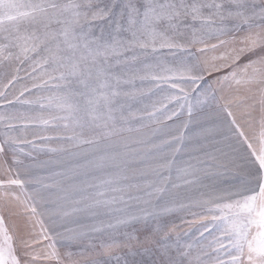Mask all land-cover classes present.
I'll list each match as a JSON object with an SVG mask.
<instances>
[{"label": "snow or ice", "instance_id": "6c2138e0", "mask_svg": "<svg viewBox=\"0 0 264 264\" xmlns=\"http://www.w3.org/2000/svg\"><path fill=\"white\" fill-rule=\"evenodd\" d=\"M0 75V264H264V0H0ZM212 105L231 153L185 144Z\"/></svg>", "mask_w": 264, "mask_h": 264}, {"label": "rangeland", "instance_id": "374dc122", "mask_svg": "<svg viewBox=\"0 0 264 264\" xmlns=\"http://www.w3.org/2000/svg\"><path fill=\"white\" fill-rule=\"evenodd\" d=\"M20 76L26 77V71L24 67L21 68ZM26 82L30 83V81L21 79L19 82L15 84L14 88L10 86L7 89V91L9 92L10 95L13 93L18 94L20 88ZM5 84H6V80H4L3 76L0 75V90H4ZM239 94L242 97L248 96V93L244 87L240 88ZM256 99H258V97H256ZM248 102L251 103L252 100L249 99ZM193 103H195V101H193ZM136 107H142V105H137ZM233 110L236 112L237 119L241 123L246 135L251 138L258 130V123L255 120L246 122L245 119H241V113L243 112V109H235V107H233ZM214 111H215V105H212L211 108H209L208 106H203V107L197 106L196 107L193 117H192V122L189 124L187 129H184L186 136L192 139L190 141L186 140L185 144L197 143V142L207 143L212 147H220L225 152L231 153V149L228 147L229 145H232L233 148H240V144L237 143L238 138L231 136V134L227 131V129L223 127L221 120L214 115ZM254 115H256L257 117L259 115V104L258 103L256 107V112L254 113ZM185 120H188L186 111L179 119L173 118V120H163L162 123H152L146 120L145 121L146 126L141 127L140 133L138 134L133 133V135H140L141 137L152 138V139H155L157 142L160 139H165V138L170 139L172 136H175L178 134V131L181 130L178 126L181 125L182 122ZM155 129L161 130L160 134H158L157 136H153V131ZM27 135L29 139L33 138L31 132L27 133ZM225 137H228V139H225ZM215 141H222V143L216 144L214 143ZM52 146H56L54 142ZM21 147L25 148L26 150L30 148V146L28 145H21ZM232 154L235 155L236 153H232ZM34 155L37 161H42V160L48 159L49 156L53 154L34 153ZM188 156H189V153L187 150H185L183 153L180 154V156L177 157L178 163L181 162L182 160L188 159ZM23 159H24L25 164H30L32 162L31 158L29 157H23ZM7 160L10 164L11 163L10 155L9 157H7ZM35 171L39 172L42 170L35 169ZM228 175L231 176V173H229ZM21 177L25 178L23 171H21ZM2 178H3V172L0 171V179ZM33 187L34 185L27 184L25 186V190L30 192ZM13 191L16 192L17 194H20L21 192V190L16 187H13ZM178 191H180L181 196L186 194V190L184 189H180ZM161 203H163V201H161ZM18 213H19V209L17 208L4 209L0 207V215L4 216L6 224L10 229L14 228V226L16 225L23 223L24 217L23 215H20ZM187 215H188L187 213L181 212V213H174L169 217V219L175 221V224L177 226L176 232L171 233L172 240H175L177 232H179L182 236L183 231L189 228V225L186 223H183L182 220L180 219L181 216H187ZM73 227H76V226L73 225ZM191 227L195 228L196 225H193ZM60 243L61 241L58 240L57 244L59 245ZM59 250L61 251V253H64L66 251H69L70 249L67 247H60ZM71 250H74V248ZM21 258L23 259V257Z\"/></svg>", "mask_w": 264, "mask_h": 264}]
</instances>
